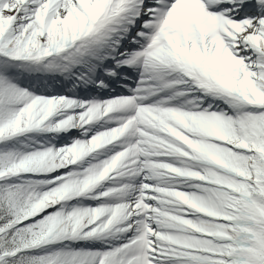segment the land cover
Instances as JSON below:
<instances>
[{"label": "snow or ice", "instance_id": "snow-or-ice-1", "mask_svg": "<svg viewBox=\"0 0 264 264\" xmlns=\"http://www.w3.org/2000/svg\"><path fill=\"white\" fill-rule=\"evenodd\" d=\"M0 264H264V0H0Z\"/></svg>", "mask_w": 264, "mask_h": 264}]
</instances>
